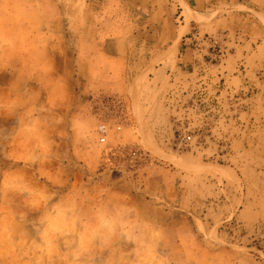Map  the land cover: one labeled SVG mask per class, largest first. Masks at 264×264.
<instances>
[{
    "label": "rangeland",
    "instance_id": "374dc122",
    "mask_svg": "<svg viewBox=\"0 0 264 264\" xmlns=\"http://www.w3.org/2000/svg\"><path fill=\"white\" fill-rule=\"evenodd\" d=\"M150 8L0 0V264H264V2L170 12L168 78Z\"/></svg>",
    "mask_w": 264,
    "mask_h": 264
},
{
    "label": "crops",
    "instance_id": "0c3cea01",
    "mask_svg": "<svg viewBox=\"0 0 264 264\" xmlns=\"http://www.w3.org/2000/svg\"><path fill=\"white\" fill-rule=\"evenodd\" d=\"M148 5H152L150 8L154 13L155 27H163L161 32L157 30L154 34L143 36H132V42L139 44L132 53L127 57L124 56L123 63L126 68L129 67V61L133 60L134 74L142 75L147 72L151 67L161 73L164 77H171L175 75V71L178 70L180 75L187 73L182 69V62H187V57H191L189 48L184 47L186 45L187 38H183L179 35V31L174 35L166 34L165 27L168 26L172 20L170 12H181L179 16L184 13L190 15V21H195L198 17H206L209 11H219V7L223 1L227 0H146ZM230 1V0H228ZM264 2V0H260ZM184 20V19H183ZM186 20V19H185ZM184 20V21H185ZM183 54L185 59H183ZM126 73V71H125Z\"/></svg>",
    "mask_w": 264,
    "mask_h": 264
},
{
    "label": "built area",
    "instance_id": "2783aa9c",
    "mask_svg": "<svg viewBox=\"0 0 264 264\" xmlns=\"http://www.w3.org/2000/svg\"><path fill=\"white\" fill-rule=\"evenodd\" d=\"M99 130H100L101 134H106V132H107V127H106L105 125H101V126L99 127ZM188 139H190V137H188Z\"/></svg>",
    "mask_w": 264,
    "mask_h": 264
}]
</instances>
